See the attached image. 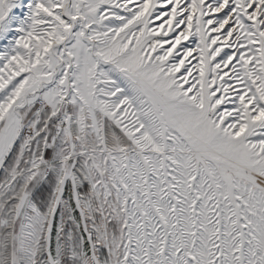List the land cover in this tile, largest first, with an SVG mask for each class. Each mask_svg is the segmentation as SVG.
<instances>
[{
    "label": "snow or ice",
    "instance_id": "6c2138e0",
    "mask_svg": "<svg viewBox=\"0 0 264 264\" xmlns=\"http://www.w3.org/2000/svg\"><path fill=\"white\" fill-rule=\"evenodd\" d=\"M0 264H264V0H0Z\"/></svg>",
    "mask_w": 264,
    "mask_h": 264
}]
</instances>
